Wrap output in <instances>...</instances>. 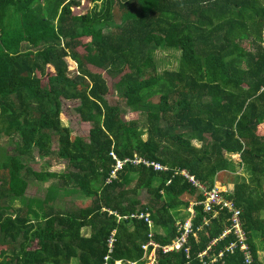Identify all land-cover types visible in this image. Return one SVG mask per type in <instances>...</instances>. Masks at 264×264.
I'll use <instances>...</instances> for the list:
<instances>
[{
    "label": "trees",
    "instance_id": "trees-1",
    "mask_svg": "<svg viewBox=\"0 0 264 264\" xmlns=\"http://www.w3.org/2000/svg\"><path fill=\"white\" fill-rule=\"evenodd\" d=\"M115 8L120 23L110 28ZM159 47L181 54L176 72L157 74ZM121 68L122 95L141 124L108 99L100 71ZM69 112L88 125L86 134H72L63 122ZM0 147V199L24 195L23 170L40 181L58 177L30 167L35 149L65 160L63 185L92 199L64 211L51 205L52 189L37 220L25 207L0 206V264H105L107 256V264H146L149 229L131 218L139 213L153 224L154 264H243L239 249L226 250L233 234L220 237L230 213L212 216L202 205L183 248L161 249L181 236L179 210L203 199L176 172L211 188L243 166L249 182L221 193L240 210L251 264H264L256 242L264 251V0H0ZM111 153L167 171L128 162L112 178ZM142 189L151 204L137 199Z\"/></svg>",
    "mask_w": 264,
    "mask_h": 264
},
{
    "label": "rangeland",
    "instance_id": "rangeland-1",
    "mask_svg": "<svg viewBox=\"0 0 264 264\" xmlns=\"http://www.w3.org/2000/svg\"><path fill=\"white\" fill-rule=\"evenodd\" d=\"M98 5H100V3ZM83 11H86V9H84ZM114 14H115L114 20L110 22L108 25V27L110 28L120 23V13L117 8H115ZM153 56H154L156 71L158 75L163 72H176L178 70L179 58L181 57V54L179 52H176L174 50L165 51L163 47H159L158 50L153 53ZM92 71H96V70H92ZM126 72L127 69L125 68L124 69L121 68L120 71L119 69L112 71H106V70L102 72L100 71L105 81L107 82L110 90L108 96L109 101L113 105H118L121 108L122 113L127 120L137 117L141 124L143 120L142 117L139 114L131 113L130 109L126 106V100L122 95L123 88L121 85V80ZM76 115L77 114L73 112L67 113L66 115L63 116V122L70 127L72 134H86L88 125L82 124ZM145 137L146 136L144 135L143 138ZM15 145H16V141L12 140L8 145L7 151H9L11 154H14L13 149L15 148ZM193 145H195V147L197 148L199 147V143L196 142V140L193 141ZM33 154L35 158L32 162H30L29 165L34 171L52 172L58 174V177L49 178L48 180L45 181H40L37 180L32 175H26L25 170H23L21 176H23V178L26 179L28 182V187L26 189V192L20 198H15L14 196H11L9 199H3V197H1L0 206L11 205L14 208L25 207L26 210H28V214L31 219L33 220L43 219L45 215V207L43 201L47 198V193L49 191H52V189L57 190V195L55 197V200L51 203V205L54 206L55 208L62 209L64 211H70L79 208H88L92 206V199L87 198L81 190L71 186L65 187L63 185V178L60 177V175H63L64 173L68 172L71 169L69 164L65 160L60 159L57 156L41 157L36 149L33 152ZM1 159H2V148L0 147V161ZM231 159L236 163L240 162L239 161L240 158L238 156H231ZM249 180L250 177L248 175L246 167L243 166L238 168V170H236L235 173L220 174L214 185H216L224 192L228 193L233 190V185L235 184V182H243V181L249 182ZM0 184H1V180H0ZM130 187H132V184L130 185ZM136 197L142 204H148V203L151 204V202L153 201V196L144 189L138 190ZM159 206H160L159 202H156L154 204V208H157ZM179 213H180L179 219H181L180 220L181 222L184 221L188 222L192 219V214L189 212L188 209H180ZM156 230L158 233H161L162 231L160 230V228H156ZM83 232L86 235L90 234V230L88 228L84 229ZM256 242L257 245H259L260 247L258 255L260 258H263L264 256L263 244L258 239H256ZM174 251H178V250H174ZM153 255L154 256H150V255L147 256L148 264H150L151 258L156 257V253L154 252ZM73 262L74 261H72V263Z\"/></svg>",
    "mask_w": 264,
    "mask_h": 264
},
{
    "label": "built area",
    "instance_id": "built-area-1",
    "mask_svg": "<svg viewBox=\"0 0 264 264\" xmlns=\"http://www.w3.org/2000/svg\"><path fill=\"white\" fill-rule=\"evenodd\" d=\"M111 156L116 160V169L112 172V178H116V172L120 170L126 163L130 162L134 165L142 164L146 167H151L154 171L157 172H165L167 171V167L164 165H161L154 161H148L144 160L142 158H139L137 156H134L133 159L129 160H120L118 159L114 153H111ZM182 175L186 180H188L194 187H196L203 199L201 201H193L190 203V206L188 208L189 212L192 214V219L194 217V206L196 205H202V209L204 213L212 214V216L217 215L218 212L226 210L228 213H230V216L228 218V226L224 229L220 237H224L225 235L232 233L235 240L234 242H231V244L226 249L227 251L232 252L234 249H239L243 256V264H251L252 256L250 245L248 244V239L246 232L243 229V222L241 220V213L240 210L237 209L234 205L232 200L228 199L225 195L221 193V189L218 188L216 185H213V187L208 188L207 186L203 185L202 183L198 182L197 179H195L187 170H181L179 172H176V175ZM110 182V180H109ZM169 183V182H168ZM131 218L141 219L146 223L149 234H148V242L146 246H142L143 250H147L149 247H151V251L149 252L150 256H154L153 253L155 252V249L158 248V244H155V242L152 240V234H153V224L152 221L149 218L148 213H139V214H133ZM119 219H122L119 217ZM124 219H127V217H124ZM192 219L188 222L178 223L179 230H183L181 233V236L177 238L175 241L171 242L170 245L161 247L163 253H167L174 250H180L183 248V246L186 244L187 239L189 235L193 232L192 229ZM207 222L204 221V224ZM115 232L112 233L111 238L108 241L109 246V253L111 254L114 250V242H115ZM151 253V254H150ZM205 254V253H203ZM148 255V256H149ZM218 257H221V253L218 255ZM110 257H105V261H109ZM155 258L150 259V264H154ZM119 264H122L120 261ZM129 264H135V262H129ZM148 264V263H146Z\"/></svg>",
    "mask_w": 264,
    "mask_h": 264
},
{
    "label": "bare ground",
    "instance_id": "bare-ground-1",
    "mask_svg": "<svg viewBox=\"0 0 264 264\" xmlns=\"http://www.w3.org/2000/svg\"><path fill=\"white\" fill-rule=\"evenodd\" d=\"M149 253V252H148ZM109 264V263H108Z\"/></svg>",
    "mask_w": 264,
    "mask_h": 264
}]
</instances>
